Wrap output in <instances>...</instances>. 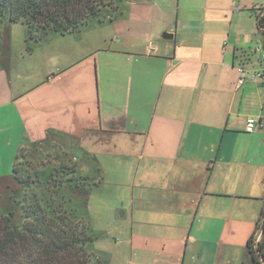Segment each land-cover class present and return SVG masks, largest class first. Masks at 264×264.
I'll list each match as a JSON object with an SVG mask.
<instances>
[{
    "label": "crops",
    "instance_id": "obj_1",
    "mask_svg": "<svg viewBox=\"0 0 264 264\" xmlns=\"http://www.w3.org/2000/svg\"><path fill=\"white\" fill-rule=\"evenodd\" d=\"M169 2L174 20L140 36L55 34L0 57V136L37 161L57 150L60 190L108 204L117 235L102 248L119 256L90 245L105 264H253L264 128H244L264 116V84L238 88L237 68L261 67L264 0Z\"/></svg>",
    "mask_w": 264,
    "mask_h": 264
},
{
    "label": "trees",
    "instance_id": "obj_2",
    "mask_svg": "<svg viewBox=\"0 0 264 264\" xmlns=\"http://www.w3.org/2000/svg\"><path fill=\"white\" fill-rule=\"evenodd\" d=\"M114 3L116 0H0V22L21 23L27 40L39 44L51 35L80 33L89 18L100 19L107 9L114 13ZM258 28L264 35V14L258 17ZM23 151L16 157L11 177L22 191L34 180L33 176L24 178L20 173L19 157L24 158ZM55 181L58 195L64 181ZM22 200L20 226L12 224V212L0 211V264H104L100 257L86 251L97 237L91 236L81 219L72 214L70 218L62 204L36 196L31 201L25 196ZM259 232L261 237L256 244L254 239ZM246 257L253 264H264V208L246 243Z\"/></svg>",
    "mask_w": 264,
    "mask_h": 264
},
{
    "label": "rangeland",
    "instance_id": "obj_3",
    "mask_svg": "<svg viewBox=\"0 0 264 264\" xmlns=\"http://www.w3.org/2000/svg\"><path fill=\"white\" fill-rule=\"evenodd\" d=\"M114 5L117 6V10L114 13L107 9L105 12H102L104 14L100 19L97 17L89 18L86 27L79 34L86 36V38L91 37V35H98L104 40L113 39L115 42H118L125 33H127V35L140 36L142 32L144 33L147 30L154 29L153 26H155L156 23L162 21L170 22L174 20L175 17L169 0H116ZM109 17L113 19L109 20ZM148 22H151V25H148ZM34 45L32 41L27 40V31L24 25L21 23H9L7 21L0 22L1 58H6V53H9V51L12 57L21 58L23 54L29 56ZM8 56L10 57V55ZM254 59L256 61L259 59L258 55L255 53L253 61ZM18 60L20 61V59ZM11 141L13 147H8L7 142ZM14 141L15 140L7 133H3L0 136V181H2V183H0V211L12 212V224L20 226L23 222L20 209L24 196L27 201H31L33 196H36L42 201L52 200L54 204H62L63 210L69 214L70 218H72V214V216L81 219L87 224L92 237H101L99 241L95 239L93 243H91L93 249H106L105 251L111 254V259H113L119 249L115 248L113 245L102 248L105 247L106 244H113L115 242L113 236L116 237V233H112L115 226L114 222L118 220L109 218L110 209L107 208L108 204L90 202V204H88L89 207H86V191L79 185V187L76 185L65 187V190L59 189L58 194L60 196L61 193L64 199L57 196L55 193L57 189L55 180H65L62 170L59 169V166L56 165L55 162V159L62 155L57 153V150L53 148L52 151L46 148L45 155L42 153L41 160L39 161H37L39 158L37 153L35 157L30 154V157H27L26 152L23 151L22 156H24V158L19 157L20 173L24 178L27 176H29V178H31V176L34 177L33 182L30 180L29 183L25 185L26 190H23V192L11 179L13 161L15 157L20 154V151L15 148ZM48 151L50 152L47 153ZM30 152L33 153V150ZM72 182H77V179L71 181V183ZM77 191H79V194L74 196L72 205L76 206L78 210L73 212L70 207V202L67 201L71 196L70 194H74ZM93 227L102 234H94L92 232L94 230ZM258 242L259 241H257L256 244ZM86 251L91 252L97 258V255L90 249V246L86 248ZM112 264L115 263L112 262Z\"/></svg>",
    "mask_w": 264,
    "mask_h": 264
},
{
    "label": "built area",
    "instance_id": "obj_4",
    "mask_svg": "<svg viewBox=\"0 0 264 264\" xmlns=\"http://www.w3.org/2000/svg\"><path fill=\"white\" fill-rule=\"evenodd\" d=\"M262 15V14H261ZM260 15V16H261ZM254 53L258 55V62L261 64L260 68L252 69L250 71H246L243 67H238L237 71L239 73V78L237 81V87L240 88L243 86L247 80L264 84V49L263 48H255L253 50ZM264 128V116L262 117H248L245 122L244 131L247 133H254L257 130H261ZM261 234L257 233L255 237V243L260 240Z\"/></svg>",
    "mask_w": 264,
    "mask_h": 264
},
{
    "label": "water",
    "instance_id": "obj_5",
    "mask_svg": "<svg viewBox=\"0 0 264 264\" xmlns=\"http://www.w3.org/2000/svg\"><path fill=\"white\" fill-rule=\"evenodd\" d=\"M162 38L165 39V40H169V39L172 38V35H171V34H168V33H164V34L162 35Z\"/></svg>",
    "mask_w": 264,
    "mask_h": 264
}]
</instances>
